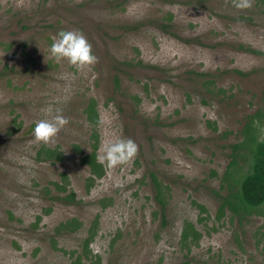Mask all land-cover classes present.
<instances>
[{"label": "rangeland", "instance_id": "374dc122", "mask_svg": "<svg viewBox=\"0 0 264 264\" xmlns=\"http://www.w3.org/2000/svg\"><path fill=\"white\" fill-rule=\"evenodd\" d=\"M185 1L0 0V264H68L96 216L89 250L100 264H264V204L241 218L219 210L229 162L244 169L230 145L263 108L264 5L240 11L232 0ZM166 13L172 34L161 30ZM61 30L87 37L98 58L92 68L78 72L51 58ZM189 72L211 74L222 92L207 94L202 80L191 85ZM89 98L99 117L97 161L117 138L135 141L138 154L115 169L103 165L85 192L88 172L73 145L89 152ZM58 112L69 123L46 146L65 160L36 161L35 124ZM256 127L263 136L264 118ZM149 172L168 188L163 219ZM61 173L79 204L50 200ZM71 218L82 230L55 237L63 254L50 237ZM187 223L197 237L183 244Z\"/></svg>", "mask_w": 264, "mask_h": 264}, {"label": "trees", "instance_id": "16d2710c", "mask_svg": "<svg viewBox=\"0 0 264 264\" xmlns=\"http://www.w3.org/2000/svg\"><path fill=\"white\" fill-rule=\"evenodd\" d=\"M41 3L45 4L48 0H39ZM163 3H173L176 0H160ZM256 4L264 5V0H254ZM192 0L185 1L184 4H190ZM164 22L161 25V30L166 34H172L171 23L172 16L170 13H166L163 16ZM199 44L202 45L201 42ZM12 44L7 45V48H10ZM239 50H243L241 46L238 47ZM245 51L247 49H244ZM248 51V50H247ZM251 52V50H249ZM189 79L192 80V84H196L197 80H202L201 85L204 88V91L209 94L221 93L222 90H214L215 80L212 78L211 74L204 73H188ZM198 83V82H197ZM113 84L115 87L119 85V78L117 75L113 77ZM83 115L87 123L92 127V131L88 138L89 152L85 153L77 145H73L74 153L79 156L78 163L86 168L88 176L85 179V192H88L94 185L97 179H101L105 170L101 163L97 161V149L99 146L98 133L96 130L97 125L99 124V117L96 110V102L93 98H89L85 107L82 110ZM264 118V102L263 108L261 111H256L255 114L249 115L246 117V120L240 130L241 138L237 143L230 145L232 150V156L241 154L242 159L244 160V169L237 173L236 160L231 159L228 164L227 170L222 175V180L226 182L227 193L220 197V212L222 208L228 210L230 213H233L237 218L241 216L245 217L252 213L253 209H257L264 204V135L259 136L257 132L256 125L260 123L261 119ZM258 122V123H254ZM35 160L39 162H48L51 165L62 163L65 160L63 152L58 147H48L44 144L40 145L36 151ZM231 170L234 171L235 175L233 176V181H229V174ZM149 178L152 182V191L153 199L156 203V206L159 210L161 218H164V208L167 205L166 198L168 197V188L162 184L155 173L149 172ZM60 182H51L56 195L51 197L52 201H59L66 204H79L81 200L76 199L72 191L67 190V175L60 174ZM228 178V179H227ZM63 194V195H61ZM215 195H218L214 192ZM101 204V203H100ZM102 205V204H101ZM241 215V216H240ZM36 220L39 221L40 217H36ZM97 216L93 219V222L90 227L86 230V236L83 238L80 245V251L70 250L68 253L69 259L68 264H100V257L92 253L89 250L90 242L96 235V224ZM82 230V223L76 218L68 219L65 222H62L55 226L52 229V236L50 237L52 248L56 251H60L63 254H66V250L56 248L55 237L58 235H72L78 233ZM181 240L183 244L188 242V238L192 237L196 239L197 233L193 230L192 226L187 223L184 225L182 230ZM114 238H117L115 235ZM114 243V239H111L109 246L111 247ZM182 264H188L187 261Z\"/></svg>", "mask_w": 264, "mask_h": 264}, {"label": "clouds", "instance_id": "9594fccd", "mask_svg": "<svg viewBox=\"0 0 264 264\" xmlns=\"http://www.w3.org/2000/svg\"><path fill=\"white\" fill-rule=\"evenodd\" d=\"M253 3L254 0H232L233 6L240 11L251 9ZM50 55L57 64L66 61L78 72L90 69L98 62L91 43L79 30L59 31L50 47ZM68 123V119L59 112L51 120H39L33 132L34 142L44 145L54 143ZM102 152L103 155L98 157V161L108 168L115 169L130 163L136 157L138 145L131 138H117L105 143Z\"/></svg>", "mask_w": 264, "mask_h": 264}]
</instances>
